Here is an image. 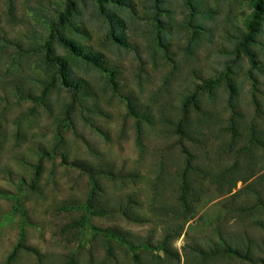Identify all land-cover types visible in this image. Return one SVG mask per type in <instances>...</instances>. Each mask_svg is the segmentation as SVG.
<instances>
[{
    "label": "rangeland",
    "instance_id": "374dc122",
    "mask_svg": "<svg viewBox=\"0 0 264 264\" xmlns=\"http://www.w3.org/2000/svg\"><path fill=\"white\" fill-rule=\"evenodd\" d=\"M256 1L0 0V264H264Z\"/></svg>",
    "mask_w": 264,
    "mask_h": 264
},
{
    "label": "trees",
    "instance_id": "16d2710c",
    "mask_svg": "<svg viewBox=\"0 0 264 264\" xmlns=\"http://www.w3.org/2000/svg\"><path fill=\"white\" fill-rule=\"evenodd\" d=\"M256 8H261L262 7V4H261V0H257L256 1ZM61 41H65V39H60ZM253 42L254 39L251 40V35L250 33H248L247 35H244V39L241 41V46L243 47V50L244 52L246 53V55L251 59V61L253 60V57L255 56V54L253 53V51L251 50V48L249 47L248 45V42ZM68 44L67 46L69 47V49L73 52H75L77 55H80V53L77 51L76 47L69 41H67ZM48 52V56L47 57H50V54L49 52L51 51V47L49 45V43H45V46H44ZM84 59L86 60H92L93 58L91 56H89L88 54H84L83 55ZM57 59V58H55ZM55 59H52L53 61ZM93 63L94 65L98 66L99 68H102V69H107V67L105 66V63L104 61L102 60V58H97V59H93ZM59 64V63H58ZM64 64H59V68H58V71H59V74L61 76V80H62V83L63 85L67 86V87H71L72 84L68 81V78H67V75H65V71H64ZM75 89V88H73ZM72 101L71 103L69 104V107L75 102V90L72 92ZM229 98H231L232 100L230 101V107H231V111L233 113V115H236L235 111H234V102L235 100L233 99V94L231 93L229 95ZM193 107L194 109L200 111V108H199V103H198V99H196V94L195 93H192L191 95H189L188 97H186V100L183 102V107H182V116L181 118L179 119L178 123L176 124V127H177V130L179 133L183 134V135H190V129H191V113H190V108ZM128 108L129 110H133V105L131 104H128ZM231 117V115H230ZM230 128L232 130H235V126L232 124L230 125ZM193 171V166L191 164V161L190 160H187V163H186V166L185 168L183 169L182 171V187H181V194H180V197H179V200L181 201L182 203V207L185 209L186 213L189 212L191 209V207L187 201V198H192V200H196L197 199V194L196 193H193V189H192V186H191V183H190V174H193L194 172ZM245 181V180H244ZM93 182V181H92ZM93 187H96V182L94 181L93 183ZM190 196V197H189ZM95 195L94 193L93 194H90L87 198V201H86V208L89 212H94L93 209H92V204L94 203V200H95Z\"/></svg>",
    "mask_w": 264,
    "mask_h": 264
}]
</instances>
